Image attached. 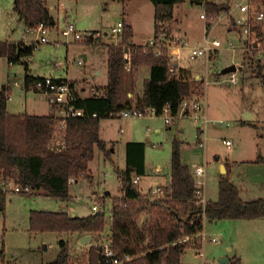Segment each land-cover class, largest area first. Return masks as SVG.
Returning <instances> with one entry per match:
<instances>
[{
    "label": "rangeland",
    "instance_id": "374dc122",
    "mask_svg": "<svg viewBox=\"0 0 264 264\" xmlns=\"http://www.w3.org/2000/svg\"><path fill=\"white\" fill-rule=\"evenodd\" d=\"M49 3L54 7L52 12L55 18H58V29L56 26L42 32L29 29L18 21L13 10V0H0V41H39L29 55L12 63L7 55H0V89L7 88L10 95L7 109L12 113L31 110L30 102L40 112L48 105L44 96L36 98L35 93L30 92L26 97L22 92L19 80H24L27 74L32 77L51 76L74 80L72 82L76 87H104L106 84L107 46L104 43L91 45L92 42L86 45L89 43L86 36L79 40L72 35L64 36L61 31L67 23H74L80 33L101 32L100 39L105 43H119L120 33L111 32V28L125 17L133 22L135 33L132 40L135 43L145 44L153 37L154 5L151 0H49ZM203 8L201 3L189 0L175 5L173 19L165 23L163 30L169 31L174 37L184 36L193 46L203 45L206 24L199 16ZM226 28L230 29L226 18L212 27L210 35L216 39L218 51L207 63L205 56L185 61L192 68L189 69V78L198 82L199 92L196 96L202 98L203 102L206 101V114L214 120L206 126V140L202 138L201 125L189 116H177L171 124L164 122L162 114L101 119L99 137L106 141L107 150L113 149L112 161L104 156L99 147H95L94 156L89 161L94 179L92 184L85 178L69 184L72 197L66 201L39 193L32 195L12 190L6 192L5 209L0 212V251L4 249V255L0 253V264H46L59 251V239H70L66 237L67 234L57 236V233L50 231L31 232V209L67 211L69 214L83 216L92 210L96 197L102 194L104 197L99 199L103 201L102 210L105 212L104 231L109 230L112 200L105 197L102 191L109 190L115 194L119 192L114 165L123 167L125 164L124 143L131 130L137 132L138 135H135L145 142L147 173L157 164L166 172L170 167L172 141L175 138L180 140V157L190 169L192 163L205 164V197L208 200L217 198L220 172H226L225 168L219 170L218 164L221 161L240 171L241 177L245 171H249V175L255 178L260 173L264 175V162H250L259 155L264 156V86L261 78L256 76L257 60L264 64V41L255 51L244 49L243 37L240 38L235 31L228 32ZM229 41H233L235 48L228 46ZM82 50L88 55L85 60L80 54ZM185 53L184 50L183 54ZM27 56L28 61L25 60ZM79 60L82 62L78 63ZM230 62L243 66L242 70L234 71L236 82L230 81V73L221 72ZM130 69L131 66L125 69V75H130L131 78ZM96 70L101 73L96 75ZM205 70H209L207 84L195 76L202 75ZM262 73L264 74V69ZM137 76L136 87L141 94L146 73L141 71ZM135 88L131 97L125 96L134 102L139 95ZM25 99L28 101L27 105ZM242 120L255 122L258 126H242ZM120 128L123 130L120 131ZM226 139L231 141L230 145L225 144ZM202 140L203 146H199L198 142ZM233 180L241 182L240 177H233ZM141 181L155 182L156 178L149 174ZM254 186L252 190L249 189V193H243V196L248 199L264 198V188L259 189L257 184ZM92 190L96 192L92 193ZM147 190L148 188L140 194L145 195ZM140 221L142 222V218ZM203 230L206 236L216 237L217 242L206 240L202 248H186L181 256V264H264V217L216 221L207 219ZM104 231L94 236V242L97 243L95 247L100 248V244L110 243V234ZM84 247L71 249L72 264H85L84 257L88 248ZM198 250H202V256L197 253ZM222 258H227L228 261L222 263Z\"/></svg>",
    "mask_w": 264,
    "mask_h": 264
},
{
    "label": "trees",
    "instance_id": "16d2710c",
    "mask_svg": "<svg viewBox=\"0 0 264 264\" xmlns=\"http://www.w3.org/2000/svg\"><path fill=\"white\" fill-rule=\"evenodd\" d=\"M184 1L151 0L154 36L173 19L174 6ZM189 1L201 3L208 14H215L222 8L211 0ZM13 9L29 28L39 23L46 27L54 25L42 0H13ZM257 32L261 34L258 28ZM166 33L170 35L169 31ZM120 35L119 43L105 44L108 50L107 84L102 87L105 95L79 98L75 104L83 109V115L68 118L64 128L56 125L54 113H9L8 90L5 87L0 89V179L27 186L34 193L68 200L71 197L69 178L74 177L76 181L88 178V165L95 147L108 155L106 144L99 137L101 119L117 117L118 112L133 105L140 110L152 107L159 115L164 105L169 104L175 114L184 97L197 95L198 82L188 77L186 69L179 68V76L169 72L166 49L156 56L151 49L144 50L143 44H134L133 29L129 24L123 25ZM87 42L98 44L100 38L89 37ZM37 44L0 41V55H7L12 63L29 55ZM127 50L132 54V87H135L139 68L149 66L150 69L149 77L143 80L142 94L135 103L124 99V52ZM257 68L256 76L261 78L264 86L261 60H257ZM36 78L27 74L23 85L33 87ZM180 143L176 138L172 141L170 184L165 187L164 196L153 201L142 196L132 182V174L140 176L145 172V144L141 141L126 143L125 168L118 171L123 196L112 199L110 210V243L117 255L132 257L121 264H181L180 258L190 245L177 241L202 227L199 207L194 201V180L188 166L181 160ZM5 203L6 192L0 190V212L4 211ZM144 214L149 218L142 223L140 218ZM205 216L210 221L264 217V198L242 199L226 171L218 179V198L206 203ZM105 225L103 210L83 216L34 209L29 213V230L33 232L94 233L103 231ZM58 244L55 258L46 264H72L67 243L60 239ZM99 251V247H90L89 264H104ZM0 253L3 254V249Z\"/></svg>",
    "mask_w": 264,
    "mask_h": 264
},
{
    "label": "built area",
    "instance_id": "2783aa9c",
    "mask_svg": "<svg viewBox=\"0 0 264 264\" xmlns=\"http://www.w3.org/2000/svg\"><path fill=\"white\" fill-rule=\"evenodd\" d=\"M219 6H222L215 14H208V12L203 8L199 16L205 20L206 32L204 37V44L201 46L191 45L187 38L185 37H174L172 35H167V33L162 30L156 36L153 37L144 45V50L151 49L154 55H161L163 50H167L169 59V72L179 76V68L187 69L189 66L185 63L186 60H192L199 56L206 57V63L210 57L215 55L218 51V45L215 38L211 37L210 31L212 27L226 18L229 23L230 32L235 31V33L242 38L243 37V48L244 49H259L262 42L264 41V0H219L213 1ZM209 18V22H207ZM124 22L118 21L115 26L111 28V32L120 33L122 32ZM48 27L39 23L37 26L29 29H38L44 32V29ZM257 28L261 31L258 34ZM64 36L72 35L74 39L79 40L83 36L100 38L102 33L99 31L90 33H80L75 24L70 22L67 23L66 27L61 31ZM38 42L39 41H35ZM256 43V45H254ZM228 46L235 48L233 41L228 42ZM186 51L185 55L183 51ZM261 54V50L260 53ZM125 57V69L131 66L132 54L130 50L124 52ZM29 60V57H26ZM82 61L79 60L78 63ZM209 70L202 71V75L196 74L200 80H204L207 84ZM189 77V74H188ZM230 81L235 82V73H230ZM33 89L44 94L48 104L50 105L52 112L54 113L56 119V125L59 128H64L66 120L71 117H77L83 115V109L76 106V101L79 98L86 97H100L105 95V91L102 87L96 85H90L88 88L76 87L75 83L70 80L63 78H55L51 76L37 77L33 82ZM131 96V95H130ZM206 101L203 102L202 98L197 96H186L184 97L178 106L175 114L171 112L169 104H165L162 108L160 114L163 115L164 122L166 124L173 123V119L177 116H189L196 123L201 125L202 138L206 140V126L209 122L214 120L209 118L206 114ZM143 115H157L154 108L147 107L140 110L135 105L130 108H126L118 112L117 117L128 118ZM203 140L198 142L199 146H203ZM225 144L230 145L231 141L229 139L224 140ZM194 180V201L199 207V217L202 221V227L197 232L185 235L180 238L177 242H187L189 247H201L206 240L211 242H217L216 237L206 236L203 225L204 221L207 220L205 216V207L208 199L205 197V164L203 165H193V172L191 173ZM140 176L134 175L132 182L137 184L139 182ZM76 182L74 177L69 178V183L72 184ZM165 185H157L155 187H150L144 197H147L150 201L161 198L165 193ZM0 190L7 192L8 190L17 192H28L29 187H22L12 180L0 179ZM104 197L102 194L96 197V201L93 203V209L95 211L102 210L103 202L99 198ZM111 210V207H110ZM100 246V255L103 259L104 264H121L125 260L131 259V256H124L123 258L116 254L111 243H102ZM199 255H203L202 250H198ZM201 264H205L202 262Z\"/></svg>",
    "mask_w": 264,
    "mask_h": 264
},
{
    "label": "crops",
    "instance_id": "0c3cea01",
    "mask_svg": "<svg viewBox=\"0 0 264 264\" xmlns=\"http://www.w3.org/2000/svg\"><path fill=\"white\" fill-rule=\"evenodd\" d=\"M126 1V0H125ZM125 1H123V2H125ZM42 2H43V4L46 6V8L48 9V11H49V13H50V15L52 16V18H53V20H54V25H52V26H49L48 28H52V27H56L57 26V22H58V18H55V16H54V14H53V5L51 4V3H49V0H42ZM14 10V9H13ZM16 13V12H15ZM16 16H17V18H18V14L16 13ZM123 22H124V24H129V25H131V27H132V29H133V33H135L134 32V30H135V28H134V26H133V22L131 21V20H129V18L127 19V18H125V17H123ZM18 21H20V22H22L26 27H28L24 22H23V20H20L19 18H18ZM29 28V27H28ZM57 29H58V26H57ZM227 29V28H226ZM228 31V30H227ZM229 32V31H228ZM154 34V33H153ZM173 34H174V31H173ZM176 37H184V36H176ZM32 42H35V41H32ZM32 42H28V43H25L26 45H28V44H30V43H32ZM132 42L134 43V44H140V43H135L133 40H132ZM24 43V42H23ZM100 43H104V44H107V43H105L104 41H102L101 39H100ZM88 44H90V42L89 43H86V45H88ZM93 44H96L95 42H92L91 43V45H93ZM141 45V44H140ZM83 46H85V45H83ZM85 48V47H84ZM108 51V50H107ZM80 54L83 56V59L85 60V59H87V57H88V55H87V52H85L84 50H82V51H80ZM107 60H108V52H107V59H106V84H107ZM28 61V60H27ZM230 63H232V62H230ZM229 63V64H230ZM233 63H235L236 64V62H233ZM229 64H226V65H229ZM225 65V66H226ZM239 67H241L240 68V70H242V68H243V66L242 65H239ZM189 69L191 70L192 68L191 67H188L186 70L189 72ZM149 66H141L140 68H139V70H138V73L139 72H143V73H146V76H144V78H143V80L144 79H146V78H148L149 77ZM101 73V71L100 70H96L95 71V74L96 75H99ZM138 73H137V75H138ZM196 75V74H195ZM241 76H242V74H241ZM137 77L138 76H136V79H135V87H136V82H137ZM85 78H88V76H86ZM243 78V77H242ZM64 79H66V78H64ZM68 80V79H67ZM70 81H74V80H70ZM232 82V81H231ZM236 82V81H235ZM19 83L21 84V86H22V92H24V94H25V96L27 97L28 95H30V92H33V93H35V97L37 98V96L39 97V95H42V96H44L45 97V95L44 94H42V93H40V92H38V91H36V90H34L33 89V87L32 86H30L29 88H26L24 85H23V79H20L19 80ZM106 84L104 85V86H106ZM80 87H82V88H84L85 86H80ZM135 87H132V85H131V78H130V75L129 76H126V75H124V99H129L130 101H132V103H135L134 101H133V99H130V98H128V97H125L126 95H128V96H132V90H134L133 88H135ZM135 91H136V93H138L139 95H137V97H140L141 96V94L139 93V91L137 90V87L135 88ZM130 96V97H131ZM25 97V98H26ZM10 98V95H9V97H8V99ZM36 98H34L35 100H36ZM45 99H46V97H45ZM27 103H28V101L26 102V99H25V104L27 105ZM29 107L30 108H32L31 110H27L26 112H18V113H27V114H37V115H46V114H50V113H52V109H51V107H50V105L48 104L47 106H46V109L45 110H42V112H40V111H38V110H35L34 109V107H36L32 102H30L29 103ZM8 110V109H7ZM8 112L9 113H12V112H10L9 110H8ZM150 116H152V115H150ZM241 125L242 126H254L255 128H257V126H258V124L257 123H255V122H252V121H246V120H242L241 121ZM99 128H100V126H99ZM123 130V128H120V131H122ZM200 132H201V129H200ZM135 134H137V132H135V131H133V130H131V132H130V136H128V138H127V140L125 141V143H124V148H125V151H126V143L127 142H129V141H141V142H143L142 141V139L143 138H141V137H137ZM138 135V134H137ZM101 140H103L104 142H105V144H106V141L104 140V139H102V138H100ZM144 144H145V142H144ZM111 151H113V149H110V151L108 150V155H105V153L103 152V154H104V156L106 157V158H108L109 160H111L112 161V158H111ZM181 160H182V162H183V164H185V165H187L188 166V164L186 163V161L185 160H183L182 158H181ZM237 162H242V161H239V160H236ZM264 162V156L263 155H259V156H257L256 157V159H253V160H250V162H253V163H259V162ZM144 165H145V172H144V174L143 175H140V179H139V182L142 180V179H144V178H147L148 177V175L149 174H152L155 178H156V181L155 182H153V181H146V182H143V181H141L140 182V184H139V182L136 184V188L142 193V192H144L147 188L149 189L150 187H154L153 185H165V186H167V185H169L170 184V167H169V169L166 171V172H163V170H161V166H160V164H157L153 169H152V171L151 172H149V173H147V167H146V159H145V152H144ZM193 165H198V164H195V163H192L191 164V168L192 169H190L189 167V171L192 173L193 172ZM221 165L222 166H224V168H225V170L227 171V175H228V178L230 179V181L238 188V191H239V195H240V197L242 198V199H244V200H250V199H248V198H245V196H243V195H245V194H243V193H249L250 192V190L249 189H253V187H255L254 186V184L256 185H258V187H259V189H263L264 188V175L263 174H258L257 176H256V178L255 177H252V176H250L249 174V171H245V174H244V176L243 177H241V172L240 171H238L237 169H235L234 167H232L231 165H229V167L227 166V163H225V162H219V164H218V166H219V170L221 171ZM244 166V165H243ZM125 168V164H124V166L123 167H120V166H117V165H114V171H115V174H116V177H117V180H118V183H119V185H118V190H119V192L117 193V194H115V193H111L109 190H105V191H102L103 193H105V197H108V198H110V200H112L113 198H119V197H122L123 196V191L121 190V180H120V176H119V173H118V171H120V170H123ZM205 171H206V169H205ZM247 172V173H246ZM88 173H89V176H88V178H85L86 180H87V182H89V184H92V182L94 181V179H93V175H92V172H91V170H90V167H89V165H88ZM220 173H222V172H220ZM132 176H134L133 174H132ZM233 177H236V178H239L240 177V179H241V182H235L234 180H233ZM260 177V178H259ZM77 182V181H76ZM88 183H87V187H88V185H89ZM94 192H96V190H92V193H94ZM24 193H28V194H32V195H37L38 193H34V192H32L31 190H29L28 192H24ZM40 195H44V196H48V195H46V194H43V193H39ZM71 195V194H70ZM49 197H51V196H49ZM71 197H72V195H71ZM70 197V198H71ZM251 197V196H250ZM53 198V197H52ZM217 198H218V194H217ZM216 198V199H217ZM258 198H260V197H258ZM215 199V200H216ZM255 199V198H254ZM57 200H59V199H57ZM62 201H66V200H62ZM32 210V209H31ZM36 210H46V209H36ZM52 211V210H51ZM95 210L92 208V210L89 212V213H87V214H90V213H93ZM67 212V211H66ZM86 214V215H87ZM71 215H76L75 213H72ZM149 218V215L146 217V220ZM145 220V221H146ZM144 221V222H145ZM143 222V223H144ZM105 229V228H104ZM104 231V230H103ZM103 231H101V232H94V233H83V234H80V233H77V232H69V233H58V232H55V233H57V236H61L62 234H67V236L66 237H70V239L68 240V239H64V238H61V239H63L66 243H67V245L69 246V251H70V256H71V249L72 248H80L81 247V249H82V247H84V246H87V253H86V256L84 257V259H85V264H89V249H90V247H92V246H94L95 247V245L97 244L96 242H94V236L95 235H98V234H101ZM31 232H33V231H31ZM104 232H107V233H111L110 232V227H109V230L108 229H106V231H104ZM33 233H38V232H33ZM85 234H89L90 235V238H89V240L87 241L86 240V242L85 243H82V242H80L79 240H80V238H81V236L82 235H85ZM60 240V239H59ZM78 246V247H77ZM85 248V247H84ZM76 250H78V249H76ZM3 252H4V249H3ZM3 255H4V253H3ZM180 262H181V258H180Z\"/></svg>",
    "mask_w": 264,
    "mask_h": 264
},
{
    "label": "water",
    "instance_id": "95a60500",
    "mask_svg": "<svg viewBox=\"0 0 264 264\" xmlns=\"http://www.w3.org/2000/svg\"><path fill=\"white\" fill-rule=\"evenodd\" d=\"M254 45H256V43H254ZM241 67L237 66L235 63H231L229 65H226L224 66L222 69H221V72L222 73H231V72H234L236 71L237 69H240ZM221 168H224V166L221 165ZM148 216V214H144L143 217H142V223L146 220V217ZM90 238V235L89 234H85V235H82L81 238H80V242L82 243H85L86 240L88 241ZM228 259L227 258H222L220 259V262H227Z\"/></svg>",
    "mask_w": 264,
    "mask_h": 264
}]
</instances>
